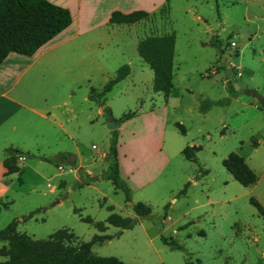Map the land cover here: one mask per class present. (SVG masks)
Segmentation results:
<instances>
[{
    "label": "rangeland",
    "instance_id": "obj_1",
    "mask_svg": "<svg viewBox=\"0 0 264 264\" xmlns=\"http://www.w3.org/2000/svg\"><path fill=\"white\" fill-rule=\"evenodd\" d=\"M200 3L196 8L204 22L191 20L181 6L172 7L163 21L172 26L177 41L173 99L161 115L168 159L161 163L151 147L137 149L138 169L146 172L141 181L152 180L128 181L126 201L123 191L105 178L100 154L107 151L110 129L103 116L102 129L108 132L96 124L92 143L79 148L84 166L75 162L73 146L64 137L43 149L49 159L69 154L57 164L22 160L0 203V229L14 220L16 231L33 239L65 229L74 235L70 244L77 245L98 233L94 223H104L110 212L134 218L131 203L141 201L150 214L137 218L129 229L106 225L102 233L110 238L91 245L94 255L131 264H264V217L249 202L252 197L264 209V0ZM90 55L88 65L70 64L63 57L56 89L81 106L80 95L88 86L99 88L104 76L112 78L127 64L129 73L106 94L107 106L114 118L134 112L120 132L122 138L149 130L142 124L148 110L161 107L165 99L152 90V71L135 48L127 47L122 56L104 50ZM86 70L91 71L88 79L81 75ZM65 113L57 110L61 118ZM186 145L200 147L195 161L180 154ZM229 152L240 155L254 172L253 184L242 186L225 170L221 161ZM187 181L184 193H179ZM32 211V218L22 220ZM5 244L0 240V247Z\"/></svg>",
    "mask_w": 264,
    "mask_h": 264
},
{
    "label": "crops",
    "instance_id": "obj_2",
    "mask_svg": "<svg viewBox=\"0 0 264 264\" xmlns=\"http://www.w3.org/2000/svg\"><path fill=\"white\" fill-rule=\"evenodd\" d=\"M48 1L69 10L71 16L69 25L39 46L31 55L9 52L0 61V203L6 198L13 177L20 172L22 164V161L14 160L17 162L15 164L17 171L5 174L6 169L3 165L5 149L18 150V154L24 155L31 164H34L44 161L43 158L46 156L43 149L61 142V138L64 137L70 140L73 146L75 162L78 166H84L79 148L88 145V142L92 143L96 124H101L99 125L101 132H108V129L105 131L102 129V124L106 122L103 107L110 106L106 99V94L110 90L103 96V107L102 104L88 99L87 94L90 88L100 90L110 78L104 76L105 82L99 88L88 86V90L80 95L81 106H76L56 89L59 84L57 72L64 60L70 64L88 65L91 62V51L104 50L122 56L127 47L136 50L141 39L164 34H173L174 54L176 35L172 26H164L163 21L168 20L172 7L181 6L183 13L190 14L188 16L191 20L204 22L196 6H200V2H207V0ZM136 10L144 11L147 15L132 23L109 22L113 11L129 13ZM63 57L66 59L63 60ZM90 73L91 71L86 70L81 75L88 79ZM172 88L171 86L167 96L162 95L165 101L161 107L148 110V118L144 119L142 124L144 129L148 125L149 130H142L137 134L130 132L126 138L121 137L120 132L134 113L115 128L118 173L126 183L131 179L139 181L140 184L152 180L150 177L141 181L143 174H146L145 169H138V151L141 147H151L161 163L168 159V144L164 141V122L161 115L167 112V106L173 99ZM68 96L71 98L72 95ZM58 109L68 114L65 113L66 116L61 118L57 114ZM106 156L107 151L101 152L100 158L105 165L102 164L103 167L100 168L102 172L108 164ZM17 220H21V217Z\"/></svg>",
    "mask_w": 264,
    "mask_h": 264
},
{
    "label": "trees",
    "instance_id": "obj_3",
    "mask_svg": "<svg viewBox=\"0 0 264 264\" xmlns=\"http://www.w3.org/2000/svg\"><path fill=\"white\" fill-rule=\"evenodd\" d=\"M147 15L141 10L129 13L113 11L110 14L111 23H132ZM71 22L69 10L65 7L53 4L48 0H0V61L9 52H17L24 55H31L39 46L64 29ZM173 34L160 36H148L141 39L137 46L138 56L152 70V90L167 96L172 86V58H173ZM128 73V66H120L114 76L108 79L100 90L89 89L88 99L97 103L104 104V94L111 87L124 78ZM229 91H231L229 87ZM205 104H209L207 101ZM202 110L204 107L201 105ZM133 111H127L118 118L111 116L107 105L103 107V115L107 121H112L117 125L130 118ZM174 126L184 133L182 125L178 122ZM199 146H184L180 150L183 158L195 161V152ZM19 152L16 149H5L3 165L6 169L5 174L17 171L14 154ZM69 154L61 153L54 159L44 157L43 160L57 164L64 160ZM107 167L103 171L106 179H109L114 188L123 191L125 200L130 201V188L119 176L117 152H116V131H110L107 150ZM225 170L232 178L242 186H248L255 182L254 172L246 165L243 158L235 152H229L221 161ZM189 182L187 181L179 193H184ZM250 204L256 211L264 217L263 207L252 197L249 198ZM131 210L134 218L123 217L117 213L110 212L104 223L96 221L94 226L98 233L93 234L89 240L80 241L77 245L70 244L69 240L74 237L65 229H58L49 234L45 239H33L23 232L15 229L16 221L12 220L4 228L0 229V240L6 241L0 247V256L4 259L0 264H131L125 263L114 256H98L91 252V245L101 243L110 236L103 234L106 225L118 227L120 230L131 228L137 218L147 217L151 209L141 201L131 203ZM35 211L29 212L22 217V220L30 218ZM90 220V219H86ZM167 243L165 239H162ZM172 247L177 245L169 242Z\"/></svg>",
    "mask_w": 264,
    "mask_h": 264
},
{
    "label": "water",
    "instance_id": "obj_4",
    "mask_svg": "<svg viewBox=\"0 0 264 264\" xmlns=\"http://www.w3.org/2000/svg\"><path fill=\"white\" fill-rule=\"evenodd\" d=\"M250 93H254V90L250 91ZM257 99H258L259 102H261V101L263 100L262 97H257ZM101 107H103V104L101 105ZM116 127H117V124H116V123H114V122H112V121H109V122H108V128H109L110 130L115 129Z\"/></svg>",
    "mask_w": 264,
    "mask_h": 264
},
{
    "label": "built area",
    "instance_id": "obj_5",
    "mask_svg": "<svg viewBox=\"0 0 264 264\" xmlns=\"http://www.w3.org/2000/svg\"><path fill=\"white\" fill-rule=\"evenodd\" d=\"M233 45H234V43L233 42H230V46H233ZM14 157L18 161H22L23 159H25V156L24 155H21V154H18V153H15L14 154Z\"/></svg>",
    "mask_w": 264,
    "mask_h": 264
}]
</instances>
